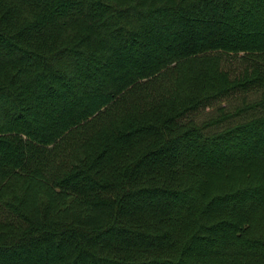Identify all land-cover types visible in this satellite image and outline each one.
<instances>
[{
	"label": "trees",
	"instance_id": "trees-1",
	"mask_svg": "<svg viewBox=\"0 0 264 264\" xmlns=\"http://www.w3.org/2000/svg\"><path fill=\"white\" fill-rule=\"evenodd\" d=\"M0 264H264V0H0Z\"/></svg>",
	"mask_w": 264,
	"mask_h": 264
},
{
	"label": "rangeland",
	"instance_id": "rangeland-1",
	"mask_svg": "<svg viewBox=\"0 0 264 264\" xmlns=\"http://www.w3.org/2000/svg\"><path fill=\"white\" fill-rule=\"evenodd\" d=\"M236 102H237V101H235V103H236ZM210 110H211L210 107H206V108L200 110L199 112H197V113L195 114V116H196L197 119L204 118V117L208 114V112H209Z\"/></svg>",
	"mask_w": 264,
	"mask_h": 264
}]
</instances>
